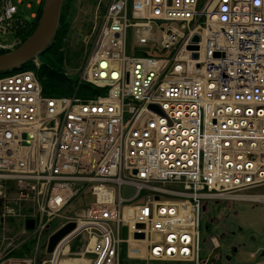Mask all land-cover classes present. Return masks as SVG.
Returning <instances> with one entry per match:
<instances>
[{
  "label": "built area",
  "instance_id": "2783aa9c",
  "mask_svg": "<svg viewBox=\"0 0 264 264\" xmlns=\"http://www.w3.org/2000/svg\"><path fill=\"white\" fill-rule=\"evenodd\" d=\"M17 13L0 0V31ZM83 41L72 95L44 94L33 69L0 76V222L22 221L0 264L35 263L55 220L76 228L51 264L81 233L89 264H223L217 236L203 253L208 201L264 205V0H109Z\"/></svg>",
  "mask_w": 264,
  "mask_h": 264
},
{
  "label": "rangeland",
  "instance_id": "374dc122",
  "mask_svg": "<svg viewBox=\"0 0 264 264\" xmlns=\"http://www.w3.org/2000/svg\"><path fill=\"white\" fill-rule=\"evenodd\" d=\"M34 0H13L14 4L17 6L19 13H22L26 18L30 17L31 10L27 7L29 2H33ZM41 2V1H40ZM40 2H37L39 4ZM108 5L107 0H76V12L74 14V18L71 21L69 27V33L66 37L65 42V67H66V74L79 80L85 67L87 56L89 53V46L84 44L83 36L84 34L90 32L96 24H98L102 13H104L106 7ZM103 8V9H102ZM36 16V12L32 14ZM130 37L132 35V30L129 31ZM15 36L12 32H3L0 31V42L4 45V47H0V50H7L10 47H13L15 43ZM6 45V46H5ZM264 191V188H261ZM122 191L124 195L131 196L135 193V189L131 186H123ZM93 199L91 197L87 199H79L66 213L67 215H72L76 210L81 212L83 208H85L90 201ZM136 203H143L144 200L142 198L135 200ZM253 205H258L256 203L247 202ZM248 207H244L240 209L238 214L233 213V207L230 206V203L226 201H216L210 200L207 203V208L202 212V233H203V250L206 252L210 250V235L215 234L220 242L221 248L216 250L214 256L211 259V263H219L222 262L223 264H230V261L237 263H248L254 264L256 259L252 256L253 244L254 241L256 242H264V235L263 233L257 228L255 230H248L246 228H239L241 225V217L242 215L250 217L252 216H259L262 217L261 211H264V207L258 206L253 209L252 206L247 205ZM253 218V217H252ZM255 219V218H254ZM220 221V228L219 231L225 227L224 232H219L216 230L215 232V225ZM255 221V220H253ZM256 222V221H255ZM22 221L20 218L12 219L8 224L6 230H3L0 222V240L5 237L13 236L20 228ZM53 228L59 225V221L55 220L53 223ZM234 232V234H232ZM224 233L223 235H221ZM122 237L124 239L128 238V233L124 231L122 233ZM46 239V236L43 239ZM254 240V241H253ZM241 243L242 247L238 250L237 254L232 256V248L235 243ZM255 242V243H256ZM46 241L41 246V250L39 252V258H37L36 262L33 264H51L50 260L52 259L51 254H47L46 252ZM6 244V243H5ZM87 244V234L81 233L74 240L70 243V255H61V260L65 259H72V258H65V257H73L77 258L75 253L83 250ZM237 245V244H236ZM0 247H2L0 241ZM68 248L66 246L65 250ZM126 245L123 244V249L125 250ZM204 252V253H205ZM66 253V251H65ZM221 257H218V254ZM257 255V253H255ZM206 255V254H205ZM226 256L232 257L231 260H226L223 262V258ZM86 257H93L91 254H86ZM87 260L85 258H80ZM46 261V263H44ZM59 261V262H60ZM82 262V261H81ZM81 262H74L72 264H77ZM232 262V261H231Z\"/></svg>",
  "mask_w": 264,
  "mask_h": 264
},
{
  "label": "trees",
  "instance_id": "16d2710c",
  "mask_svg": "<svg viewBox=\"0 0 264 264\" xmlns=\"http://www.w3.org/2000/svg\"><path fill=\"white\" fill-rule=\"evenodd\" d=\"M30 3L32 4L31 7H29L31 13L36 12V16L32 17L30 13V17L26 18L18 11V24L12 28V33L17 39L13 48L18 47L24 42L33 33L39 22L43 8V0H41L39 4L36 3V0ZM75 12L76 0H64L60 14L59 27L54 40L46 50L20 68L35 70L42 84L43 92L46 95L67 96L72 95L75 91L77 80L66 74L65 67V42L70 30L69 25L74 18ZM11 49L12 48L0 50V53L8 52ZM16 70L18 69L0 72V76L12 73ZM34 244L35 239L30 237L17 249L12 251L11 255L29 257L33 254Z\"/></svg>",
  "mask_w": 264,
  "mask_h": 264
},
{
  "label": "water",
  "instance_id": "95a60500",
  "mask_svg": "<svg viewBox=\"0 0 264 264\" xmlns=\"http://www.w3.org/2000/svg\"><path fill=\"white\" fill-rule=\"evenodd\" d=\"M63 2L64 0H44L41 16L33 33L18 47L8 52L0 53V72L21 68L46 50L57 34ZM197 38L195 37V39ZM150 107L157 109L156 105H151ZM75 227V222H68L53 232L48 238L47 253L52 254L60 241ZM27 228H34L33 219L27 220ZM143 236V234L136 235V237Z\"/></svg>",
  "mask_w": 264,
  "mask_h": 264
},
{
  "label": "crops",
  "instance_id": "0c3cea01",
  "mask_svg": "<svg viewBox=\"0 0 264 264\" xmlns=\"http://www.w3.org/2000/svg\"><path fill=\"white\" fill-rule=\"evenodd\" d=\"M41 0H36V3L37 2H40ZM28 6H29V4H28ZM228 203H230V206H232L233 207V213L232 214H238L239 212H240V209H243L244 207H248L247 205H249V206H252L253 207V209L255 208V207H258V206H262V207H264V205H260V204H258V205H253V204H250V203H247V202H228ZM206 208H207V206H206ZM205 208V209H206ZM261 215H262V217H259L258 215L255 217V216H250V217H247V216H244V215H242V217H241V221H240V223H241V225H239V228H246V229H248V230H255L256 229V225H257V228L263 233V235H264V211H261ZM253 217V218H252ZM255 218V219H254ZM253 220H255V221H253ZM221 226H220V221L215 225V232H216V230L217 231H219V229L218 228H220ZM226 229H225V227L222 229V231H219V232H224ZM224 233H222L221 235H223ZM232 234H234V232H232ZM213 235H215V234H213ZM254 241V240H253ZM256 241H254V244H253V250H252V253L251 254H253V253H257V255L256 254H254V257L255 258H257L256 259V261H255V263L254 264H264V242L263 243H261V242H256ZM237 244V245H236ZM240 247H242V245H241V243H235L234 244V246H233V248H232V256H234V255H236L237 254V252H238V250L240 249ZM69 248H70V246H69ZM69 248H67L65 251L67 252L68 251V249ZM210 249H211V246H210ZM210 250H208V251H204L203 250V253L204 254H208V252H209ZM221 255V253L220 254H218V257H221L220 256ZM253 256V255H252ZM85 259H87V260H84V259H80V258H77V260H81L80 262H81V264H89L90 263V261L88 260V257H85ZM231 259H233L232 257H229V256H226L225 258H223V262H226V260H231ZM69 260H71V259H69ZM232 261V262H231ZM230 261V264H248V263H245V262H242V263H235V262H233V260H231ZM77 264H80V263H77Z\"/></svg>",
  "mask_w": 264,
  "mask_h": 264
},
{
  "label": "bare ground",
  "instance_id": "6f19581e",
  "mask_svg": "<svg viewBox=\"0 0 264 264\" xmlns=\"http://www.w3.org/2000/svg\"><path fill=\"white\" fill-rule=\"evenodd\" d=\"M81 260H77V259H71V260H68V259H65L63 261H60L59 263L60 264H72L74 262H80Z\"/></svg>",
  "mask_w": 264,
  "mask_h": 264
}]
</instances>
